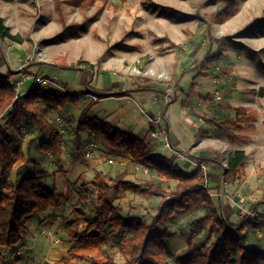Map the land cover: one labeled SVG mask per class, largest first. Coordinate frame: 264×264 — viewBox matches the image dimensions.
Returning <instances> with one entry per match:
<instances>
[{
	"label": "rangeland",
	"instance_id": "374dc122",
	"mask_svg": "<svg viewBox=\"0 0 264 264\" xmlns=\"http://www.w3.org/2000/svg\"><path fill=\"white\" fill-rule=\"evenodd\" d=\"M234 2V11L219 20L217 16L226 6L222 0H88L84 4L69 0H0L3 23L12 34L22 37L21 43L4 40L9 52L19 48L28 53V59L20 64V72L29 67L25 62L35 67L26 71L28 77L9 79L13 87L19 90L22 80L32 81L43 76L51 83L44 90L76 94L81 100L79 104H65L63 109L52 113L63 139L60 157L43 154L39 148L33 150V145L36 147L37 141L45 137V134L36 137L37 128L32 129L33 126L24 125L19 136L8 131L16 143L22 144L24 151L32 140L29 155L39 159L50 174L43 176L44 183L51 172H58L61 183L66 182L60 184L58 190L65 193L67 182L77 172L74 163L81 164L83 159H91L92 164H96L94 160L101 161V165L92 170L101 167L109 177L126 172L125 178L134 182L156 181L148 169L133 162L128 151H111L104 145L100 147V141L88 137L84 139L85 145L80 146L81 156L78 157L71 129L75 123L70 125L69 122L72 118L76 120L79 109L87 104L91 99L87 96L92 93L96 100L97 93L114 94L121 90L151 91L162 100L175 98L168 104L166 113L172 130L180 139L181 149H177L188 156V161L178 163L179 167L187 172L200 163L205 164L208 168L206 176L201 173L202 182L220 212L234 223L250 218L251 225L244 230L246 241L249 246L264 250V0ZM79 61L81 66H85V62L93 64V69L87 73L51 64L65 62L74 66ZM201 72L211 73L218 83L224 82L227 93L221 106L211 98L192 97L194 92L190 85ZM183 97L185 99L181 100ZM108 102L110 100L106 99L102 104L111 109V105H106ZM238 106L256 111L254 119L242 125L251 124L253 129L239 131L235 128L234 108ZM95 110L100 111V104ZM159 116L161 125L166 126L161 114ZM137 118L140 123V115ZM211 119L221 122L225 129L217 127ZM149 128L152 124L148 122L147 131ZM198 131L205 136L200 142L205 155L200 157L206 159L200 162L189 151L182 150L200 140ZM238 135L241 137L236 138ZM144 139L149 147L165 148L160 151L169 157L170 152L161 141L150 139L148 133ZM167 140L170 146L176 147L168 134ZM87 147H91L89 159L84 154ZM231 148L243 149L246 153L245 173L235 183L228 184L223 180V171L228 154L233 151ZM28 167L20 169L22 175L30 173L24 170ZM92 170L81 175L85 181L92 178ZM15 173L14 169L9 174L10 182ZM159 182L169 190H174L176 185L173 180ZM88 188L92 190L89 185ZM240 195L244 196L242 208L238 207ZM110 199L120 206L123 217H142L149 221L168 197L126 192L116 199L111 192ZM75 202L76 197L60 211L48 210L40 215L42 218L46 214L72 218L71 206ZM203 216L198 197H192L184 210L173 215L167 228L169 240L165 253L170 264L186 253L188 239L203 244L210 240L211 223ZM32 221L27 223L26 237L14 252H0V264H55L66 255L68 245L58 229L59 222H44L39 226L36 223L39 219L34 225ZM109 244L114 243L111 240ZM111 248L115 262L121 264L122 257Z\"/></svg>",
	"mask_w": 264,
	"mask_h": 264
},
{
	"label": "trees",
	"instance_id": "16d2710c",
	"mask_svg": "<svg viewBox=\"0 0 264 264\" xmlns=\"http://www.w3.org/2000/svg\"><path fill=\"white\" fill-rule=\"evenodd\" d=\"M69 0L77 4L88 0ZM226 3L217 18L223 20L235 9L234 0ZM162 9H170L161 6ZM264 20V16L262 18ZM0 38L21 43L19 34H12L0 17ZM61 63V64H60ZM62 68L75 69L89 73L93 64L77 62L74 66L65 62H52ZM11 72L0 74V252H14L27 234L26 221L32 216L60 209L72 202V218L59 214H46L39 220V226L47 222L58 223V229L66 237L67 252L55 264H117L114 260V247L122 257L121 264H170L165 253L168 250V225L173 215L184 210L192 197H198L204 209V218L210 221V240L197 243L187 240L184 255L175 258L173 264H264V250L248 245L244 230L251 225L250 218L234 223L219 210V205L211 198L202 182L199 167L183 171L178 164L162 154L151 153L144 138L120 130L103 118L91 114L95 101L85 104L80 110L72 129L74 148L78 157L80 133L86 130L89 135L111 150H126L135 164L140 165L156 177V181L134 182L125 178L126 172L109 177L101 170H93V176L85 181L81 175L67 182L65 193H60L55 185L47 186L43 181L44 170L29 155L32 140L26 151L8 133L21 134L24 125L37 128V136L45 134L38 148L41 153L60 157L62 153L61 129L52 118V113L64 108L65 104H75L76 94L47 91L31 81L25 93L17 92L9 81ZM193 84L190 85V89ZM127 91L114 94H97L98 99L107 96H123ZM251 92V91H250ZM200 99H210L209 94H196ZM237 115L235 128L239 131L253 129L248 124L256 115L255 110L245 106L234 108ZM217 127L224 128L221 122L211 119ZM150 129V128H149ZM225 129V128H224ZM240 138L241 136H235ZM200 162L206 158L193 157ZM246 153L233 150L226 159L223 180L228 184L238 181L245 173ZM31 164V172L22 175L21 168ZM16 171L10 182L9 174ZM160 180L176 181L174 190L165 189ZM88 185L92 190L88 188ZM3 187H5L3 189ZM121 198L126 192L139 195L158 196L165 199L156 209L149 221L142 217H123L118 204H113L110 193ZM113 241V246L109 244ZM48 264V263H44Z\"/></svg>",
	"mask_w": 264,
	"mask_h": 264
},
{
	"label": "crops",
	"instance_id": "0c3cea01",
	"mask_svg": "<svg viewBox=\"0 0 264 264\" xmlns=\"http://www.w3.org/2000/svg\"><path fill=\"white\" fill-rule=\"evenodd\" d=\"M4 40L7 41L8 39H1L0 38V74H5L6 72L10 71L12 73L10 78H9L10 80L23 78L24 76L28 77L26 71H32V69L35 68L34 66L31 65V63L25 62V65H27V66L29 65V67L26 68L25 72L19 71V69H20L19 67H20V64L22 63V61H24L25 58L28 59V57H29L28 53L26 51H23L22 49L19 50V48H15L16 49L15 51L9 52V49H8L9 46H8V44H6V42H4ZM230 51H232V50L230 49ZM23 54L25 56H23ZM224 71H227V70L225 69ZM201 73L200 74L196 73L197 75L194 74V76L195 75L196 76L192 82L193 83L192 89L194 92V96L192 95V97H195L196 94H198V93L209 94L210 98L213 99L214 101L215 100L218 101L217 105L221 106L223 104L224 97H226V93H227L226 88H225L226 86H225L224 82L221 81L223 83H218V82L213 83L212 79L214 78L213 77L214 75H211V73L205 74V75L203 73L202 74ZM32 81H33V79H32ZM30 82H31V80H29V79L28 80H22L20 89L19 90H17L16 88H14V89L19 93H25L29 87ZM48 90H50V89H48ZM186 98L188 101L191 100L190 99L191 97L190 98L186 97ZM196 98L198 99V97H196ZM106 99L110 100V102H108V104H106V105H109V106L111 105L110 106L111 109L107 108L105 105L102 104V102L105 101ZM166 99L162 100L160 95L159 96L153 95L151 91L133 90V91H131L128 94L123 95V96H116V95L113 96L112 95V96H107V97H103V98L94 100L95 104L91 108V114L103 118L105 121L112 123L114 127L118 128L120 130H125V131L131 133L132 135H134L138 138H145V135L148 133V131H147V128H148L147 119H149L150 117H154L158 114H161L163 121H164V124L166 125V126H164L165 130H166L167 134L170 136L172 143L176 146V148L181 149L180 139L177 137L176 133L172 130L170 123H169V116L166 113L168 104L170 102H172L173 100L175 101V98L174 99L168 98V100H166ZM182 99H185V98L183 97V98H181V100ZM89 101H90V99L87 101V103ZM83 102H84V100L82 101V103ZM79 103H81V100H78L76 104H79ZM99 104H100V111L97 112L95 110V106H97ZM84 105H82L79 110H81ZM139 115H140V123H138L139 119L137 118ZM32 129H36V127H33ZM22 131H24V128H22ZM198 134L200 136V140L197 143L189 146L187 149L186 148L182 149V150L189 151L190 155H193V157H200V156L205 155L204 151L201 150V145H200V142L202 141V139L205 136H204V134H202L199 131H198ZM87 137L93 139L89 135V133L86 130H84V133L80 135V144L81 145H85L84 139ZM39 141L40 140L37 141L36 147L33 145V150L38 148ZM20 145L22 146V144H20ZM99 145H100V147H103L104 144L100 143ZM104 148H108V147L104 145ZM151 148L154 149V152L151 150ZM149 149H150L151 153H156V154H162L161 151L166 150L165 148H161V147L153 148V147H151V145H150ZM231 150H234V148H231L230 151ZM111 151H113V150H111ZM114 151L117 152L119 150H114ZM167 151H169V150L167 149ZM167 157H168V155H167ZM169 157H171L170 153H169ZM32 159L36 160L35 158H32ZM83 160L84 161L81 164H79L77 162L74 163V168L76 169L77 172H76L75 176L70 179L71 181L73 179H75L77 176L85 173L84 171L87 172L88 170H92V168L96 167V165H98V164L101 165V161H99L98 159L94 160V162H93L96 164H92L91 159H89V160L83 159ZM100 160H101V158H100ZM37 162L39 163L40 160L38 159ZM39 164L41 165V163H39ZM27 167H28V165H27ZM41 167L45 172L44 175L49 174V172H47L45 167H43L42 165H41ZM24 170H25V172L29 173V172H31V167L25 168ZM93 170H92V172H93ZM96 170L103 171L101 169V167L96 168ZM21 171L23 172V170H21ZM49 177L50 178H47L45 181V184L47 186L55 185L58 189L60 184L63 185L66 183L65 181H63L61 183V181L59 180L58 172H51V176H49ZM32 219H33V221L30 223L32 225H34V223H35L34 221L37 219H39V220L42 219V216L40 214L32 216L31 218H29L26 221V226H27V223L29 221H31ZM36 223L38 225V221H36Z\"/></svg>",
	"mask_w": 264,
	"mask_h": 264
},
{
	"label": "built area",
	"instance_id": "2783aa9c",
	"mask_svg": "<svg viewBox=\"0 0 264 264\" xmlns=\"http://www.w3.org/2000/svg\"><path fill=\"white\" fill-rule=\"evenodd\" d=\"M34 81L37 85H39L42 88H47L51 84L43 76L37 77L36 79H34ZM212 81L213 83H217L216 78H213ZM88 97H90L92 100H96L94 93L88 94ZM160 121H161V117L159 116V114L148 119V122L152 124V128H150L148 131V137L152 140H158L159 142L160 141L162 142V146L166 147L170 151L172 163L178 164L181 161H188V156L186 153H184V151H181L176 147L170 146V143L167 140V132L165 128L161 125L162 123H160ZM84 154L85 157L89 159L91 157V147H87ZM109 161L113 162V160H109ZM198 167L201 173L204 176H206V170L208 167L203 163L198 164ZM238 201H239L238 207L242 208L244 196L240 195L238 197Z\"/></svg>",
	"mask_w": 264,
	"mask_h": 264
}]
</instances>
